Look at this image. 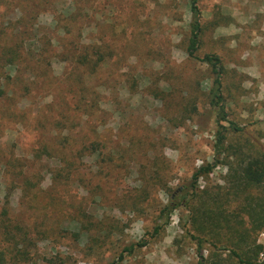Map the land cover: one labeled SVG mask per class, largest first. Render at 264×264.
Listing matches in <instances>:
<instances>
[{
	"label": "rangeland",
	"instance_id": "obj_1",
	"mask_svg": "<svg viewBox=\"0 0 264 264\" xmlns=\"http://www.w3.org/2000/svg\"><path fill=\"white\" fill-rule=\"evenodd\" d=\"M18 1L0 0V29L5 33H1V44L3 39L10 46L20 40L13 30L20 19ZM72 1L65 0L67 8ZM81 4L84 15L90 8L94 11V31L102 37L106 31L111 34L113 26V47L128 52L122 64L113 63L102 72V78L113 72L114 92L105 96L104 88L99 89L101 108L94 120L101 147L113 150L115 157L112 170L100 173L104 156L93 158L86 150L82 179L91 188L74 186L41 195L50 201L48 207H40L43 202L21 207V217L28 219V225L44 223L47 230L56 228L39 242L32 264H45L43 258L58 255L65 264L114 263L125 246L153 231L161 211L169 206L176 210L162 233L121 264H199L190 236L195 219L192 209L185 208L186 203L192 205V198L179 191L190 184L197 168L212 161L217 127L207 100L212 86L208 69L189 61L184 53L190 18L186 0H83ZM201 7L207 20L221 9L203 53L217 52L226 63L231 119L244 128L231 142L246 157L252 149L264 152V0H202ZM26 19L29 28L51 23L35 12ZM213 39L219 44L212 43ZM24 65L20 74L16 68L0 67V81L10 80L8 99H0V123L4 111L24 114L20 116L23 124L13 120L0 129V156L7 158L22 156V150L29 151L27 156L37 143L32 127L38 104L34 98L23 101L22 85L14 79L18 76L26 81L29 71ZM62 69L55 67L56 74ZM237 158L233 156L231 163L236 165ZM229 165L224 163L200 180V191L209 187L229 192ZM229 194L227 211L244 219L251 229L244 200ZM13 199L18 196L13 194ZM251 239L264 247V231L253 233ZM254 248L246 246L245 251L252 255ZM202 252L206 264L237 263L230 252L218 250L210 240ZM263 261L264 250L257 259L260 264Z\"/></svg>",
	"mask_w": 264,
	"mask_h": 264
},
{
	"label": "trees",
	"instance_id": "obj_2",
	"mask_svg": "<svg viewBox=\"0 0 264 264\" xmlns=\"http://www.w3.org/2000/svg\"><path fill=\"white\" fill-rule=\"evenodd\" d=\"M201 2L186 0L190 18L184 53L189 61L208 69L212 86L207 100L216 115L217 128L212 161L197 168L190 184L181 188L179 193L192 198V205L186 203L185 208L192 209L195 219L191 229L194 233L190 236L197 246L199 264H206L202 251L209 240L218 250L230 252L236 264H260L257 259L264 247L256 246L251 238L253 233L264 231V152L252 149L251 156L246 157L231 142V137L244 132V128L231 119L225 89L228 78L226 63L217 52L203 53L210 34L215 31L214 22L220 18L221 9L218 7L213 18L207 20ZM18 3L20 19L13 30L19 33L20 40L10 46L5 39L1 44L0 39V67L16 68L20 74L18 70L25 64V70L29 71L26 81L22 82L18 76L14 79L22 85L19 92L25 96L23 101L34 98L38 104V113L32 125L37 143L27 156L29 151L24 150L20 157L0 156V264H32L39 242L45 239L48 232L56 229L54 226L47 230L44 223L28 225V219L21 217L24 214L20 211L21 207H37L40 202H43L40 207H48L50 201L42 200L41 195L65 191L74 186L91 188L87 183L85 186L82 179L85 173H82L81 167L86 150L91 152L90 157L104 156L105 166L100 167L98 172L112 170L114 151L101 147L94 120L101 108L103 93L99 89L104 88L105 96L114 92L113 72H108L103 78L102 72L113 63L122 64L128 53L127 49L113 47V26L111 34L106 31L102 37L94 31L95 27L91 26L94 25V11L90 8L92 15L89 11L84 15L83 0H73L69 8L65 0H19ZM32 12L38 18L43 14L50 18V25L29 28L25 21ZM1 33L5 34L0 29V36ZM211 42L219 44L218 40ZM151 54L153 52L150 51ZM58 65L63 68L60 75L55 72ZM119 69L124 68L121 65ZM9 81L7 83L5 78L0 81V99H8L6 87ZM45 101L47 103L44 104ZM23 115L4 111L0 129L2 126L7 128L13 120L23 124V120L20 122ZM86 141H89L88 144ZM233 156L238 157L236 165L230 161ZM224 163L230 164L232 186L229 192H222V188L215 192L209 187L200 191V180L208 178ZM254 190L258 193L254 194ZM230 192L244 200L245 210L252 220L251 229L246 227L244 219L227 211ZM13 194L18 196L17 200L13 199ZM175 210L172 206L164 208L153 231L147 232L140 241L125 246L111 264H121L137 250L148 247L169 224ZM246 246L255 247L252 255H249L250 251H245ZM42 260L45 264L67 263L59 255Z\"/></svg>",
	"mask_w": 264,
	"mask_h": 264
}]
</instances>
